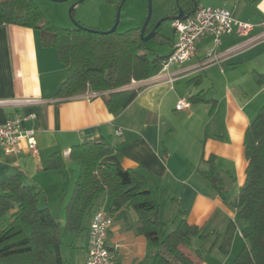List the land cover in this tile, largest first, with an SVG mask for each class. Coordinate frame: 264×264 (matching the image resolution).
Segmentation results:
<instances>
[{
  "label": "crops",
  "instance_id": "crops-1",
  "mask_svg": "<svg viewBox=\"0 0 264 264\" xmlns=\"http://www.w3.org/2000/svg\"><path fill=\"white\" fill-rule=\"evenodd\" d=\"M105 1L106 14L83 25L102 30L113 26L121 0ZM197 6L229 9L252 28L247 35L225 34L218 45L213 36H205L192 58L172 65L167 74L155 72L136 82L144 85L143 90L116 115L101 97L65 99L58 93L73 65L60 62L55 48L43 43L40 30L0 26V125L21 118L24 130H34L37 144L32 152L23 138L18 153L0 151V181L20 175L25 185L40 191L38 206L43 196L39 207H48L53 215L52 203L58 201L54 216L63 232L61 242L52 247L56 264L85 263L92 217L106 206V197L99 198L85 216L82 231L64 232L65 206L79 176V166L64 152L98 138L114 148L104 162L143 177L162 223L174 228L184 219L202 230L205 237L193 238L191 244L202 252V264H233L245 246L246 224L237 217L232 201L245 180V131L264 106V83H259L264 73V0H197ZM176 11L175 0H158L156 20ZM173 29L172 24L171 32L163 28L165 36L153 40L167 44L163 56L174 49ZM199 93L204 100L188 101ZM180 99L189 106L178 110ZM54 158L61 160L60 170L47 168ZM212 166L224 194L205 174ZM126 217L113 219L109 232L113 264H152L155 248Z\"/></svg>",
  "mask_w": 264,
  "mask_h": 264
},
{
  "label": "trees",
  "instance_id": "trees-1",
  "mask_svg": "<svg viewBox=\"0 0 264 264\" xmlns=\"http://www.w3.org/2000/svg\"><path fill=\"white\" fill-rule=\"evenodd\" d=\"M179 3L187 14L198 7L197 0ZM3 24L40 30L43 43L55 48L60 62L73 65L58 93L65 99L101 97L113 115L127 108L143 90L144 85L134 84L148 80L170 56L149 57L141 27L111 33L89 26L85 27L95 31L56 27L34 0H0V26ZM259 83H264V73ZM198 100H204L201 93L188 97L190 103ZM113 151L102 138L70 149L68 157L79 166V176L65 206L64 232L82 231L85 216L103 195L106 212L113 219L135 211L137 233L155 248L152 264H202V252L191 247L193 238L205 237L202 230L181 219L170 232H161L159 207L143 177L104 162ZM244 154L245 180L232 205L237 217L245 221L242 234L246 244L233 264H264V106L245 131ZM47 168L60 170L62 162L54 158ZM205 174L224 194L213 166ZM39 197L40 191L25 185L20 175L0 181V264H56L52 247L61 242L63 231L50 209L38 206Z\"/></svg>",
  "mask_w": 264,
  "mask_h": 264
},
{
  "label": "built area",
  "instance_id": "built-area-1",
  "mask_svg": "<svg viewBox=\"0 0 264 264\" xmlns=\"http://www.w3.org/2000/svg\"><path fill=\"white\" fill-rule=\"evenodd\" d=\"M175 30V44L170 56L162 62L158 75L169 73L174 64H181L192 58L198 50V42L207 35L214 37L215 44L221 42V37L236 31L240 35H247L252 25L237 20L233 12L222 7H197L183 20L172 22ZM214 58H212V61ZM171 79V76H168ZM189 106V102L180 99L176 105L178 110ZM118 134L121 133L119 129ZM23 138L28 140V148L37 151L34 130H24L21 118L8 119L0 125V151L6 155L18 153ZM70 150L64 152L69 155ZM113 225V218L103 207L92 217L88 231V255L84 264H113V256L108 246V236Z\"/></svg>",
  "mask_w": 264,
  "mask_h": 264
},
{
  "label": "rangeland",
  "instance_id": "rangeland-1",
  "mask_svg": "<svg viewBox=\"0 0 264 264\" xmlns=\"http://www.w3.org/2000/svg\"><path fill=\"white\" fill-rule=\"evenodd\" d=\"M34 1L38 4L39 8L43 12L45 19L50 21L56 27H59V28L75 27V24L73 23L72 19L69 16V9L76 0H68V1H62V2H56L52 0H34ZM151 1H152V18H151V26H152L156 24L161 18L156 20L158 0H155L154 2L155 7L153 5V0ZM161 1L167 2V0H161ZM106 4L107 3L105 0H86L82 2L80 5L76 6L75 10L72 12L73 18L75 19L77 23L81 25H83V23L91 24L94 21L99 20L106 14V8H105ZM175 5H176V1H175ZM122 7H121V13H120V22H119L117 31L123 32L130 28H135L137 26L141 27L143 25L146 19L147 13H148V0H127L123 9ZM114 16L116 18V12ZM127 17L128 18L132 17V19L127 20ZM115 18H114V21H115ZM83 20L86 21L87 23L84 22ZM171 24L172 23L170 21L165 22L164 29L168 32H171ZM84 26H87V25H84ZM109 29H106V30H109ZM98 30L106 31L102 29H98ZM146 45L149 48V50L147 51L149 57H152L154 54L161 55L162 52H164V50H162L163 47L167 46V44L166 45L165 44L164 45L154 44L153 40L146 42ZM99 198H103V195H101ZM42 202H43V196L39 202V206H42ZM52 204L54 206V209H53L54 215L57 216L56 210L58 209V201ZM126 218L129 224H133V221H134L137 227V216L133 209H131L128 212ZM163 223L164 224H162L161 226V232H170L172 230V224L166 221H163Z\"/></svg>",
  "mask_w": 264,
  "mask_h": 264
},
{
  "label": "water",
  "instance_id": "water-1",
  "mask_svg": "<svg viewBox=\"0 0 264 264\" xmlns=\"http://www.w3.org/2000/svg\"><path fill=\"white\" fill-rule=\"evenodd\" d=\"M52 1L62 2V1H68V0H52ZM84 1H86V0H76L71 5V7L69 9V16L72 19L73 23L75 24V27L88 29L87 27L77 23L75 21V19L73 18V13H72L75 10L76 6L80 5ZM125 1L126 0H121L119 6L117 8L116 18H115V22H114L113 26L109 30L100 31V32L111 33V32L117 31V28H118V25L120 22L121 7ZM175 1H176V6H177L176 13L162 17L156 24L152 25V28L150 29L151 18H152V1L148 0V13H147L146 19H145L143 25L141 26V30H140V37H141L143 42L146 43L150 40H154L157 33H160L162 35L163 34L162 30L164 28L165 22H167V21L174 22L176 20H183L187 17L188 14L183 9V7L180 5L179 0H175ZM88 30H93V29H88ZM93 31H95V30H93ZM172 33L175 34L174 29H173ZM162 36H165V35L163 34Z\"/></svg>",
  "mask_w": 264,
  "mask_h": 264
}]
</instances>
